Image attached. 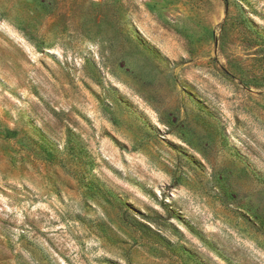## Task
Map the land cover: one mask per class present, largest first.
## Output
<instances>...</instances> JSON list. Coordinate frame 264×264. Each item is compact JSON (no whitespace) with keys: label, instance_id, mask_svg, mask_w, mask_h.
Segmentation results:
<instances>
[{"label":"rangeland","instance_id":"rangeland-1","mask_svg":"<svg viewBox=\"0 0 264 264\" xmlns=\"http://www.w3.org/2000/svg\"><path fill=\"white\" fill-rule=\"evenodd\" d=\"M0 264H264V0H0Z\"/></svg>","mask_w":264,"mask_h":264}]
</instances>
